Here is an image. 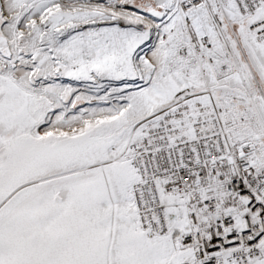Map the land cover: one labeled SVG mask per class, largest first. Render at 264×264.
<instances>
[{"label":"snow or ice","instance_id":"snow-or-ice-1","mask_svg":"<svg viewBox=\"0 0 264 264\" xmlns=\"http://www.w3.org/2000/svg\"><path fill=\"white\" fill-rule=\"evenodd\" d=\"M0 264H264V0H0Z\"/></svg>","mask_w":264,"mask_h":264}]
</instances>
